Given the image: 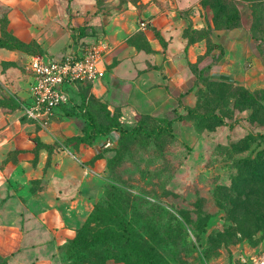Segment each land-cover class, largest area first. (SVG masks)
Masks as SVG:
<instances>
[{
  "label": "crops",
  "instance_id": "obj_1",
  "mask_svg": "<svg viewBox=\"0 0 264 264\" xmlns=\"http://www.w3.org/2000/svg\"><path fill=\"white\" fill-rule=\"evenodd\" d=\"M190 5L124 0L104 12L95 0H0V16L12 35L51 57L69 43L101 39L104 71L88 82L89 92L110 112L117 109L120 123L129 128L140 114L181 112V93L194 65L228 78L234 72L232 45L241 40L220 29L208 38L193 34L205 22ZM208 39L214 44L209 53ZM27 55L0 46L1 98L25 97ZM68 95L44 128L21 118L18 106L0 104V264H50L57 246L74 235L102 193L115 131L90 142L70 140L81 133L84 119L77 113L78 84ZM178 121L182 128L179 119L171 126Z\"/></svg>",
  "mask_w": 264,
  "mask_h": 264
},
{
  "label": "rangeland",
  "instance_id": "obj_2",
  "mask_svg": "<svg viewBox=\"0 0 264 264\" xmlns=\"http://www.w3.org/2000/svg\"><path fill=\"white\" fill-rule=\"evenodd\" d=\"M95 1L109 12L124 0ZM187 2L205 22L197 35L241 40L234 77L196 67L182 128L151 116L139 131L112 129L97 203L117 214L60 243L50 264H138L134 249L153 264H245L264 250V0Z\"/></svg>",
  "mask_w": 264,
  "mask_h": 264
},
{
  "label": "built area",
  "instance_id": "obj_3",
  "mask_svg": "<svg viewBox=\"0 0 264 264\" xmlns=\"http://www.w3.org/2000/svg\"><path fill=\"white\" fill-rule=\"evenodd\" d=\"M101 39L79 41L65 47L56 58L44 53H28L23 68L27 74L26 95L16 100L20 116L46 127L56 110L68 100V90L78 82H91L104 71ZM245 264H264V250Z\"/></svg>",
  "mask_w": 264,
  "mask_h": 264
},
{
  "label": "trees",
  "instance_id": "obj_4",
  "mask_svg": "<svg viewBox=\"0 0 264 264\" xmlns=\"http://www.w3.org/2000/svg\"><path fill=\"white\" fill-rule=\"evenodd\" d=\"M212 10H215V7L212 8ZM230 19V18H229ZM202 30V29H199ZM198 30V31H199ZM188 30L186 29L185 32ZM196 32V30H193ZM207 35V36H206ZM206 38H208V32L206 33ZM8 36V37H7ZM204 36V35H203ZM210 40H207V46L209 49ZM0 46L9 47V48H17L22 51H25L27 53H36L38 50L32 43H25L23 41H20L18 38H16L14 35H12L7 29H6V22H5V16H0ZM197 66H193V75L194 70ZM197 69H200L199 67ZM88 83V82H86ZM80 83L78 84V95H79V102L76 104L77 107V113L82 116L84 119V124L81 128V133L71 136L69 139L74 140L75 142H90L94 137H96L99 134H104L112 129H116L119 131L120 136H124L127 134H130L132 132H136L142 129V125L145 120H148L151 118L148 114H140L136 121L132 126L129 127V129L125 126H123L119 119H118V110L115 109L112 112H110L107 108L104 102L100 101L96 97H94L89 92L90 84ZM183 93V92H182ZM181 93V94H182ZM15 99L11 96L5 98L0 97V104H8V105H15L18 106V102L14 101ZM184 109V105L182 107ZM172 112H175L174 116H163V117H155L157 120H159L165 128L168 130L171 127V122L175 119H181L183 118L182 112H177L175 109H173ZM66 113H74L72 110L66 111ZM21 118H24L21 116ZM107 160V159H106ZM113 212V213H112ZM117 214L115 209L111 206L110 203H108L107 209H103L102 205L97 203V201L93 204L90 212L86 216L83 223L76 228L75 233L72 237L67 238L71 239L75 236L78 238L81 237V231H79L82 227H87L91 222L99 223L100 221H103L106 217H111L113 215ZM100 231V230H99ZM65 239V240H67ZM64 240V241H65ZM124 241H126V236L123 238ZM133 253H136L134 255L135 260L138 262V264H153L151 260H148L144 258L143 252L134 249Z\"/></svg>",
  "mask_w": 264,
  "mask_h": 264
}]
</instances>
